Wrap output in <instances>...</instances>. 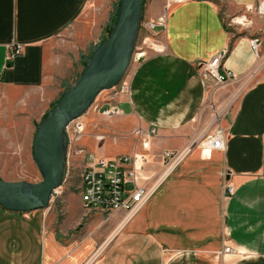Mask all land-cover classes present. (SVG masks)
<instances>
[{
  "label": "crops",
  "instance_id": "1",
  "mask_svg": "<svg viewBox=\"0 0 264 264\" xmlns=\"http://www.w3.org/2000/svg\"><path fill=\"white\" fill-rule=\"evenodd\" d=\"M257 1L144 0L145 35L139 39V25L123 76L128 91L105 90L96 103L120 113L89 110L82 147L109 159L144 153L139 185L160 172L164 150H182L218 111L225 147H195L127 222L122 211L85 213L80 180L76 189L63 183L58 200L44 208L0 206V264H264V17L249 10ZM115 6L116 0H0V89L19 94L9 98L14 108L27 107V93H35L31 99L64 85L75 74L72 55L83 68ZM232 15L243 24L229 22ZM160 16L163 24L156 23ZM70 29L82 46L70 47L64 59L59 41ZM251 38L259 40L258 54ZM15 44L20 50L8 59ZM218 52H225L221 71L239 81L215 86L204 76L198 62ZM43 115L33 116L37 124Z\"/></svg>",
  "mask_w": 264,
  "mask_h": 264
},
{
  "label": "built area",
  "instance_id": "2",
  "mask_svg": "<svg viewBox=\"0 0 264 264\" xmlns=\"http://www.w3.org/2000/svg\"><path fill=\"white\" fill-rule=\"evenodd\" d=\"M249 10L259 17H264V0H258ZM235 19V18H234ZM236 22L237 18L235 19ZM164 16L159 17L156 23L163 24ZM242 23V22H238ZM243 24V23H242ZM154 24L148 23L147 27L152 28ZM249 44L253 51L258 54L259 40L257 38L249 39ZM20 50V45L13 46V52L7 58H13ZM225 52H218L207 60H200L198 65L202 68L204 76L210 78L215 86H221L227 82L239 81L229 69H223L222 60ZM116 86V87H115ZM112 91L114 95L127 93V84L123 78L115 85ZM94 110L102 115L108 116L119 114L120 110L113 105L98 106L94 105ZM83 114L70 120L65 126L66 141V160L62 183L67 182L70 172L74 169L75 160L79 165L80 183L77 189L80 192V198L85 213L92 210L103 212L122 211L124 222L133 218L148 202L162 181L183 161V159L195 148L205 149H223L225 131L219 126L221 112H215L207 126L198 131V133L188 140L186 146L180 151L164 150L162 153V168L160 172L152 178L147 184H137V175L143 168L147 156L144 153L133 152L130 155H120L113 159L99 157L84 147L78 146V142L84 135L85 122ZM155 130L151 129L150 133ZM140 135L141 130L135 131ZM145 144L142 141V145ZM76 168V166H75ZM61 186V185H60ZM60 186L55 188L50 195V202L61 194ZM225 191L232 194L234 188L231 184L225 185ZM54 199V200H53ZM102 251V247L96 248L89 262L94 261ZM225 252H233L229 246L224 248ZM87 262V263H89Z\"/></svg>",
  "mask_w": 264,
  "mask_h": 264
},
{
  "label": "water",
  "instance_id": "3",
  "mask_svg": "<svg viewBox=\"0 0 264 264\" xmlns=\"http://www.w3.org/2000/svg\"><path fill=\"white\" fill-rule=\"evenodd\" d=\"M144 0H119L113 25L106 38L91 52L74 84L43 117L32 140V157L41 175L38 182L0 178V206L14 211L46 207L52 191L62 183L66 141L65 126L81 116L96 96L116 85L125 75L136 44Z\"/></svg>",
  "mask_w": 264,
  "mask_h": 264
},
{
  "label": "rangeland",
  "instance_id": "4",
  "mask_svg": "<svg viewBox=\"0 0 264 264\" xmlns=\"http://www.w3.org/2000/svg\"><path fill=\"white\" fill-rule=\"evenodd\" d=\"M117 1L118 0H116V4H117ZM115 11H116V6H115ZM115 11H114V20L117 14V12L115 14ZM235 17L236 15L230 16L228 18V21L231 22V20L234 19ZM238 21L241 22V20H238ZM242 21L246 23L245 20L242 19ZM113 22H112V25H113ZM141 23H140L141 31H139V39H141L142 36L145 35V32L142 30ZM63 35L65 37L61 38V41H59L61 45L59 46L62 49V53L64 55H66V52H69L70 50L69 48L72 47L73 45H75L77 48H80L82 46L80 45V43L78 44L77 40L75 39L74 29L63 31ZM146 35L150 36L149 33ZM147 44H151L150 46L155 45V43L150 40L147 41ZM137 45L139 46L140 44H137ZM155 47L159 48V50L161 51L164 50L161 44H157L155 45ZM134 50L135 49H133V51ZM92 51L94 50H90V53L87 54L88 56H86V58L82 62L83 67L84 65H86V62H88L89 55L91 54ZM71 53L73 54V51H71ZM63 57L65 59L67 55ZM74 57L75 56L72 55V58L70 59L72 60L71 62H75V72H74L75 74H73V76L69 78L64 79L63 80L64 85H61L57 87L56 89H54V92L52 94L47 93V92L43 93V91L42 92L40 91L36 94L35 97H31V99H28L29 95L30 96L35 95V93L34 94L27 93L21 103V106L25 105L27 107H24L21 109H17L16 107L14 108V103L9 102V98L10 97L18 98L20 97L19 94L9 89H0V178L1 179L7 180V181H28V182H38L41 180V175L32 157V140H33L36 127L38 125L35 122V119L33 116L37 115L39 117V114L44 113L45 115L47 112L50 113V111L56 106L57 101L59 97L61 96V94L66 90V88L74 84L76 80L79 78L83 68L81 69L80 68L81 66H79V64L76 65L77 61H75ZM63 64H65L64 61H63ZM105 90L113 91V88L111 87ZM105 90H102L96 96L93 103L85 111V113H83V115H85L89 110L92 112L95 111L94 105H96L97 103L98 96H101ZM36 97L40 100L41 99L43 100L44 98L45 102L41 103V101H38ZM49 101L51 102L48 103ZM84 117L85 116H83V120H84ZM138 130L139 129H137V132ZM12 131L15 132L14 135H11L13 134ZM197 133L198 131L194 133V135H196ZM80 141L77 144L78 146L82 147ZM75 161H76L75 165L73 166L74 169L70 172L67 178V184H69V186H71L72 188L76 189V185L79 182V175H78L79 174V168H78L79 162L78 160H75ZM56 200H58V197H56Z\"/></svg>",
  "mask_w": 264,
  "mask_h": 264
},
{
  "label": "trees",
  "instance_id": "5",
  "mask_svg": "<svg viewBox=\"0 0 264 264\" xmlns=\"http://www.w3.org/2000/svg\"><path fill=\"white\" fill-rule=\"evenodd\" d=\"M118 4H119V0L117 1V4H116V11H115V14H116V12H117V8H118ZM114 21V16H113V18H112V22ZM111 26H112V23H111ZM111 26H110V28L107 30V33H106V35H105V37L100 41V42H102L105 38H106V36L109 34V32H110V29H111ZM97 45H99V43L97 44ZM96 45V46H97ZM96 46L92 49V50H94L95 48H96ZM87 63V62H86ZM69 88V87H68ZM68 88H66V89H68ZM54 105V104H53ZM48 113L49 112H47L45 115H43V117H45L46 115H48Z\"/></svg>",
  "mask_w": 264,
  "mask_h": 264
}]
</instances>
